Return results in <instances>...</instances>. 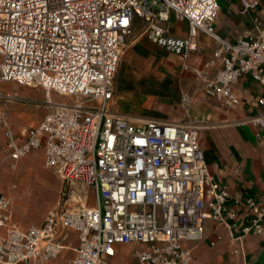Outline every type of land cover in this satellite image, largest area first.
Wrapping results in <instances>:
<instances>
[{"label": "built area", "instance_id": "built-area-1", "mask_svg": "<svg viewBox=\"0 0 264 264\" xmlns=\"http://www.w3.org/2000/svg\"><path fill=\"white\" fill-rule=\"evenodd\" d=\"M171 10L187 19L186 37L164 26ZM218 11V0H0V81L72 99H48L50 110L22 143L0 112L6 155L17 160L41 149L44 167L66 183V200L79 186L101 197L96 206L78 204L42 226L21 229L14 197L0 195V264H46L68 248V231L77 233L68 264H109L114 245L132 241L142 245L139 264H196L184 242L203 238L206 219L236 225L228 222L236 213L228 208L227 186H218L208 171L199 124L132 120L108 105L138 15L151 41L180 56L198 49L200 33L215 38L222 66L205 79V93L234 108L232 84L251 76L261 89L260 113L251 121L264 125V33L221 39L214 31ZM243 206L252 217L242 235L264 231V207L251 197Z\"/></svg>", "mask_w": 264, "mask_h": 264}, {"label": "crops", "instance_id": "crops-1", "mask_svg": "<svg viewBox=\"0 0 264 264\" xmlns=\"http://www.w3.org/2000/svg\"><path fill=\"white\" fill-rule=\"evenodd\" d=\"M218 3L214 31L219 38L233 41L264 33V0H218ZM173 18L186 23V32L172 30ZM145 26L141 17H133L132 31L126 38L114 75L109 109L143 122L199 124V144L208 171L218 186H227L230 193L227 205L236 213L234 220L228 222L236 225L227 226L206 219L203 238L186 241L184 246L190 250L196 264H264V231L245 235L241 232L252 217L243 206L245 200L251 197L264 207V125L251 121L260 113V86L249 75L241 77L232 84L238 104L225 108L204 89L205 79L213 78L222 66L220 57L216 56L219 42L200 33L198 49L180 56L151 41L144 31ZM164 26L172 36L188 35L187 19L173 10ZM1 82L4 86L0 89V112L5 113L16 141L22 143L27 131L50 110V104L37 94L18 96L17 83ZM18 100L33 101L35 109L18 108ZM5 142L6 134L0 126V195L14 197V217L21 229L31 224L42 226L50 215H59L66 208L78 204L93 207L100 202L96 191L86 186L75 188L72 198L66 200L62 194L66 183L46 168L54 180V187L50 195L45 196V209L35 210L21 194L22 190L18 192V164L32 152H39L44 166L43 151L32 149L24 157L13 160L4 151ZM64 243L68 248L46 264H68L74 256L72 247L77 244V233L68 231ZM141 247L134 241L118 243L108 262L139 264L136 250Z\"/></svg>", "mask_w": 264, "mask_h": 264}, {"label": "rangeland", "instance_id": "rangeland-1", "mask_svg": "<svg viewBox=\"0 0 264 264\" xmlns=\"http://www.w3.org/2000/svg\"><path fill=\"white\" fill-rule=\"evenodd\" d=\"M170 26L176 32H186V23L178 19L173 18ZM3 86V83L0 81V89ZM32 94H37L38 97L45 98L46 100L50 99L51 101H72L69 97H65L56 92H51L48 96L46 91L41 87L18 84V96H29ZM18 108L35 109V103L33 101L18 100ZM53 187L54 180L50 172L42 166V158L39 152H32L18 164V192L22 190L21 194L35 210L45 209L47 205L45 196L50 195ZM132 209L134 208L130 207V210ZM157 214L160 219V207L157 208Z\"/></svg>", "mask_w": 264, "mask_h": 264}]
</instances>
